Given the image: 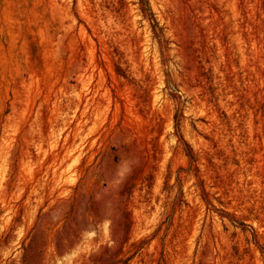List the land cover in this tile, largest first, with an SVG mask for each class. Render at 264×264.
Listing matches in <instances>:
<instances>
[{"label": "rangeland", "instance_id": "1", "mask_svg": "<svg viewBox=\"0 0 264 264\" xmlns=\"http://www.w3.org/2000/svg\"><path fill=\"white\" fill-rule=\"evenodd\" d=\"M0 264H264V0H0Z\"/></svg>", "mask_w": 264, "mask_h": 264}]
</instances>
